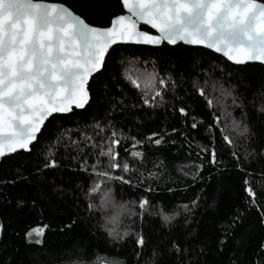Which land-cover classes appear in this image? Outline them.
<instances>
[{"label":"trees","instance_id":"trees-1","mask_svg":"<svg viewBox=\"0 0 264 264\" xmlns=\"http://www.w3.org/2000/svg\"><path fill=\"white\" fill-rule=\"evenodd\" d=\"M43 1L62 2L87 23L99 27L108 26L114 16L123 13L120 0ZM140 29L150 31L145 26ZM134 69L150 73L155 70L159 79L168 81L165 104L154 108L143 104L141 89L128 79L129 71ZM193 81L204 90V96L193 88ZM241 81L244 82L240 91L244 93L245 107H234L232 95L226 99V104L236 121L244 115L250 119L253 135L248 141L238 140L234 149L222 138L227 132L222 123L221 103L216 105L215 99H223L222 89L238 94L234 86ZM262 86L264 65H234L205 48L183 44L173 47L166 43L162 46H113L106 54L102 69L88 83L90 102L84 109L74 108L68 114L50 117L29 152L19 151L0 158V225H3L0 259L5 264H109L110 261L136 264L135 234L142 233L148 241L140 260V264H145L152 259V249L162 245L165 239L193 232L199 233L201 240L209 236L215 240L216 229H223L235 221L238 226L225 252V264L237 246L243 249L245 264H258L264 258V251L260 250V245L264 244V223L261 222L264 216ZM213 97L210 107L208 100L213 101ZM180 107H185L187 118L179 114ZM194 120L198 124L196 129L191 127ZM96 121H101L102 125L112 121L125 136L144 140L135 149L144 156L127 157L137 169L131 176L133 187L119 181L107 184L111 198L118 203H130L129 212L135 213L119 219L123 224L120 233L129 231L132 234L115 243L108 237L107 227L102 226L105 222L99 200L88 195L94 182L97 179L101 182V178L91 175L90 167L87 172L79 167L85 159L89 165L96 162L95 156L90 155L91 145L81 136L83 133L96 137L98 130L90 127ZM173 128L177 131L173 132ZM110 132L108 129L107 134ZM153 132L166 133L165 142L155 145L146 141L145 137ZM228 134L236 136L234 131ZM60 137L63 139L57 143ZM69 138L77 141L79 148L85 151L80 153L70 144ZM132 143L130 138L122 141L119 148L122 159L125 158L124 149H130ZM197 145L207 146L209 152H202ZM213 146L217 153L214 165L209 161ZM49 147L53 148V158L58 165L55 169L43 167L49 158ZM233 151H238L239 156L234 157ZM158 161L164 162L159 169L156 167ZM103 162L106 163V158ZM38 165L40 172H37ZM196 165H202L199 171ZM184 170L189 172L188 176L183 175ZM149 172H156L157 176L149 180ZM114 175L121 173L117 171ZM21 176L26 179L21 181L18 178ZM128 178L126 175L125 179ZM149 187L153 191L147 194L145 189ZM249 187L254 196L246 192ZM144 196L151 205L140 215L138 201ZM192 200L198 201L199 208L193 211L194 220L189 217L192 226L182 231L187 215L182 205ZM18 201L23 203L18 204ZM90 203L96 206L94 210L89 209ZM163 214L175 216L171 227L163 221ZM32 228H44L40 244L35 243V236L26 238L25 234ZM217 259L219 257H209L208 264H214Z\"/></svg>","mask_w":264,"mask_h":264},{"label":"snow or ice","instance_id":"snow-or-ice-1","mask_svg":"<svg viewBox=\"0 0 264 264\" xmlns=\"http://www.w3.org/2000/svg\"><path fill=\"white\" fill-rule=\"evenodd\" d=\"M126 15H117L111 20L108 27H95L86 23L81 16L74 14L63 4L44 3L42 0H0V157L14 153L18 149L30 151L33 142L38 141V133L42 131L45 121L53 113H70L75 109H84L90 102L89 91L85 85L89 78L98 73L106 61V54L118 42L179 47V42L185 45H202L216 53H222L228 61L243 65L249 61L264 64V2L258 0H120ZM149 25L155 34L141 31L138 25ZM131 84L141 89L139 81H143L142 102L149 107H159L165 104L164 95L168 81L159 79L155 70L151 73L141 72L137 78L128 77ZM157 84L159 87H157ZM175 85H173V88ZM236 88L238 94H232V105L243 109L245 107L242 97L244 87L241 81ZM264 87V86H262ZM193 88L204 96V90L196 81ZM239 101V103L237 102ZM183 103L182 101H179ZM211 107L213 101L208 100ZM113 105V110H115ZM138 107V105H133ZM264 112V109L260 110ZM179 114L187 118L185 107L178 109ZM111 114V113H110ZM216 120L219 117L215 118ZM250 119L246 115L241 120L233 122L236 136L223 134V140L232 148H237V141H248L253 133L249 126ZM98 130L97 136L83 135L82 140L87 141L92 148L91 156L96 162L89 165L87 159L79 165L80 170L87 172L89 167L91 175L101 178L106 184L119 181L133 187L131 176L137 171L127 158H142L144 153L135 150L144 140L125 136L118 131L116 124L108 121L107 124L96 121L91 125ZM196 129L198 124L191 125ZM210 127H212L210 125ZM111 129L110 134H107ZM173 132L177 130L172 129ZM107 134V139L104 135ZM183 135V133H180ZM66 136L67 133H64ZM157 132L145 137V140L155 145L165 142V136ZM132 140L131 148L124 149V159L121 158L119 148L122 141ZM63 137L58 138L57 143ZM99 140V143H97ZM71 145L80 149L78 142L70 140ZM202 152L208 153L207 146L197 145ZM98 152V154H97ZM48 159L44 163L45 169L58 167L53 158V148L48 149ZM234 157L239 156L233 151ZM215 147L209 154V161L217 163ZM76 157H73L75 159ZM106 158V163L103 160ZM141 165L143 161L141 160ZM163 161H158L156 167H162ZM202 165H196L199 171ZM187 168V165H185ZM100 169H103L100 171ZM119 171L121 175H114ZM37 172H40L39 165ZM128 179H125V176ZM188 176L187 170L183 171ZM194 175V173H193ZM156 172H149L148 178L156 177ZM21 181L25 177H18ZM143 179V173H141ZM139 187V183L137 185ZM101 189V183H94L88 195ZM153 191L151 187L145 189L147 194ZM169 191H172L169 189ZM249 196H254L252 188H246ZM110 197L109 192L104 193V202ZM23 203V201H18ZM151 201L141 197L138 201L140 215L148 210ZM95 205L89 204L94 210ZM187 215L181 226L182 231L190 228L191 221L195 219L193 211L199 208L197 200L182 205ZM135 215V213H131ZM114 219L106 221L103 227L114 223ZM163 221L170 227L175 220L174 215L163 214ZM264 223V216L261 218ZM238 225L231 222L223 229H216V238L211 236L200 239L199 233L187 232L186 235H177L172 239H165L162 245L152 249V259L145 264H208L209 257H219L214 264H225V252L229 248L235 229ZM3 225H0V229ZM44 228H32L26 233V238L36 237L35 243L40 244V236ZM129 231L123 234L112 227H107L108 237L115 243L131 235ZM134 241L136 248V264L145 255L148 241L142 233H136ZM264 251V244L260 245ZM0 264L5 262L0 259ZM109 264H119L110 261ZM227 264H245L241 246L233 248V253L227 257ZM258 264H264L262 258Z\"/></svg>","mask_w":264,"mask_h":264},{"label":"rangeland","instance_id":"rangeland-1","mask_svg":"<svg viewBox=\"0 0 264 264\" xmlns=\"http://www.w3.org/2000/svg\"><path fill=\"white\" fill-rule=\"evenodd\" d=\"M141 72H147V71H141V70H137L134 69L132 71H129L128 76L131 77L132 79L137 78V74L141 73ZM150 73V72H148ZM141 84V89L144 87L143 81H139ZM224 95L223 99L218 101L215 99V104L217 105L219 102L221 104H219V106L222 107V123H224V127L226 129L227 134L229 132H233V122L236 121L234 118V115L230 112V110H228V105L226 104V99L227 98H231V95H229L225 89H222ZM213 102H214V97H213ZM235 132V131H234ZM99 179H97L94 183H101V189L98 190L96 193H91V195L95 196L96 199L99 200V206L102 209L103 212V216H104V222L106 221H111L114 219V223L108 224L107 227H112L114 228L116 231H118L119 233L122 230L123 224L122 222H120V218L128 213L131 207L130 203H118L116 201H114L111 196L108 198L107 202H104V193L105 192H109V188L107 186V184L105 185V183H102V179L101 182L98 181ZM94 186V184H93ZM92 186V187H93ZM111 195V194H110Z\"/></svg>","mask_w":264,"mask_h":264},{"label":"water","instance_id":"water-1","mask_svg":"<svg viewBox=\"0 0 264 264\" xmlns=\"http://www.w3.org/2000/svg\"><path fill=\"white\" fill-rule=\"evenodd\" d=\"M42 2H44V3H58V4H63L64 6H66L64 3H62V2H52V1H43L42 0ZM258 2H261V1H259L258 0ZM67 8H69L68 6H66ZM122 7H123V5H122ZM69 10H71L70 8H69ZM72 11V10H71ZM74 14H76V13H74ZM127 14V11H126V9H124L123 8V13H121V14H118V15H126ZM76 15H78V14H76ZM117 16V15H116ZM115 17V16H114ZM113 17V18H114ZM82 18V17H81ZM112 18V19H113ZM83 19V18H82ZM111 19V20H112ZM86 22V21H85ZM87 23V22H86ZM91 25V24H90ZM111 25V21H110V24L108 25V26H110ZM91 26H95V25H91ZM108 26H105V27H108ZM140 26H145V27H147V28H149L150 29V31L149 32H151L152 34H155V32H154V30H152L151 28H150V26L149 25H144L142 22H141V24L140 25H138V27L140 28ZM95 27H99V26H95ZM141 31H147V30H143V29H140ZM118 44H132V43H123V42H118L117 44H115V45H118ZM179 44H183V42H179ZM115 45H113V46H115ZM136 45H144V44H136ZM183 45H185V44H183ZM112 46V47H113ZM147 46H152V45H147ZM186 46H194V45H186ZM195 47H201V48H205V49H207V50H210V51H212V52H214L215 54H218V55H220V56H222L223 58H225L226 60H227V58L226 57H224L223 56V54L222 53H216L214 50H211V49H208V48H206V47H204V46H202V45H196ZM228 61V60H227ZM228 62H230L231 64H234V65H237V64H235L234 62H232V61H228ZM246 63H259V64H261L260 62H257V61H249V62H246ZM245 63V64H246ZM262 65H264V64H262ZM102 69V68H101ZM96 73H94L93 75H95ZM92 75V76H93ZM91 76V77H92ZM91 77L89 78V81H90V79H91ZM89 83V82H88ZM88 84H86L85 85V87H86V89L88 90ZM90 96V95H89ZM75 107L73 106V109H74ZM63 114H68V113H53L50 117H52V116H54V115H63ZM50 117H48V119L50 118ZM47 119V120H48ZM46 120V121H47ZM46 121H45V123H46ZM44 126V125H43ZM43 126H42V128H43ZM37 135H39V133L37 134ZM34 143V142H33ZM31 147V146H30ZM19 151H23V152H29V151H25V150H22V149H18L16 152H14V153H8V154H6L4 157H7V156H10V155H13V154H15V153H17V152H19ZM0 158H3V157H0Z\"/></svg>","mask_w":264,"mask_h":264}]
</instances>
